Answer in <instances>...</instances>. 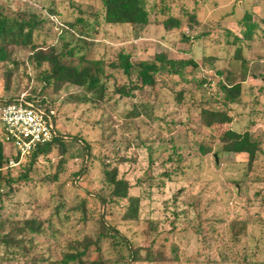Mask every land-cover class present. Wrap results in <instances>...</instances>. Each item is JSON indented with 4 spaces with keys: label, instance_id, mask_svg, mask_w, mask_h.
I'll return each instance as SVG.
<instances>
[{
    "label": "rangeland",
    "instance_id": "obj_1",
    "mask_svg": "<svg viewBox=\"0 0 264 264\" xmlns=\"http://www.w3.org/2000/svg\"><path fill=\"white\" fill-rule=\"evenodd\" d=\"M91 1L94 0H0L6 10L9 9L12 12L33 10L47 18V23L40 28L41 30L35 32V41L43 46L61 45L63 39L73 41L74 45L83 40L74 33L73 35L65 34L62 26L73 21L79 14L72 4L79 3L87 6ZM156 1V4L162 5L161 0ZM242 2L245 6L243 10L254 12L256 20L262 19L264 0H164L163 5L171 3L172 12L177 15L181 13L182 8L188 12L197 13L204 23L200 31L210 30L211 33L218 34L224 26L235 32L239 30L237 22L243 17L244 11L241 12L236 5L237 3L241 5ZM51 10H58L60 14H55ZM86 17L90 22L89 14ZM87 30L90 33L89 27ZM260 33L264 34L263 30ZM96 39L91 51L79 50L78 54L86 53L88 59L113 58L119 48L127 47L132 48L134 60L153 59L155 54L160 52H168L171 58L187 57L185 52L188 50V45L181 42L177 35L168 33L154 23L136 28L131 25L111 26L102 23ZM214 40V45L210 48L204 41L203 44L193 45L192 49L198 55V63H202L203 53H205L220 57L218 66H225L226 59L234 54V48L225 50L223 46L220 47L217 44L216 38ZM92 41L94 40L87 39L89 46ZM259 44L254 50V56L264 54V35ZM27 52L28 50L17 51L14 57L19 62H23L26 60ZM260 61V63L255 61L249 65L247 82L255 86H260L259 74L264 72V61ZM15 66L12 62L0 65V105L14 96L28 94L33 90H36L33 92L45 90L46 84L39 78L40 70L29 63L26 66L21 63L18 66V70L12 77L11 87L7 89L6 71L8 68L15 70ZM201 71H203L202 68ZM206 74L211 78L216 77L215 83L219 80L215 76V71H208ZM214 82L212 89L203 99V106L209 109H221L219 104L206 101L209 96L215 95L218 91ZM83 92L82 89L68 84L59 91L51 86L45 94L47 102L51 101L55 106L56 112H54L59 118L56 124L57 129L67 135L69 145L74 136L93 144L94 158L86 155L88 161L85 165L89 167V172L74 179L73 173L82 168L83 145L81 142H73L69 153L65 155L68 159L64 164V170L67 167L68 170L66 169L65 172L61 170L58 181H52V179L60 170L59 161L62 157L55 151L38 161L31 183L14 184L12 194L5 198V214H17L16 216L20 218L36 216L44 221H53L52 232L57 230L55 234L57 233L60 244L64 246L67 241L81 238L86 233H94L97 229L95 220L90 218L88 221L82 220L77 212L73 213L72 209L85 199L88 200L87 209L93 210L95 217L103 213L108 214L112 210L106 205H101L99 198L92 196L96 195L95 192H102V195L108 196L109 188L105 181L103 161L112 160L114 163L113 157L116 152L122 150L121 155L125 152L130 160L119 165L120 175L129 180L132 188L130 198L118 204L117 209H113L114 216L110 222L114 224L117 221L116 217L126 218L128 221L124 222L123 229L135 234L140 230L138 224L141 225L146 218H150L156 222L161 221L160 230L171 237L178 233L175 240L182 261L179 263L160 261L148 264H264V183L259 181L252 183L248 178H244L248 155L225 153L221 161L219 160L220 165L217 166L212 156L199 158L196 151L199 140L218 139L232 126L240 131L251 129L255 138L264 142V111L253 113L255 117L251 121L248 113L249 100H247L244 105L236 108L238 114L233 125L223 124L208 129L201 124L199 110L188 114V105L178 106L174 96H168L167 101L161 105L153 101L142 103L150 105L149 111L153 117L168 118L171 113H174V142L176 146H181L180 152L186 160L181 164L178 174L168 178L163 175V172L173 167V163L150 161L151 150L158 148L161 141H154L151 133L143 127L149 123L151 126L156 125L155 122L152 123V118H148L149 111L143 108L144 115L134 119L135 124L129 127L127 125L129 122L126 120L134 108L135 101L132 103L122 101L119 108L115 109H109L103 101L98 102L100 105L73 101L74 95ZM3 127L0 121V138ZM127 141L130 145L126 144ZM171 152L172 150L169 149L161 156L167 158ZM5 154L12 157L15 156V151L10 146H6ZM16 170V174H19V170ZM237 182L241 184L240 190L236 188ZM7 190L8 188L5 189ZM61 205L60 210H57ZM175 218L177 230L171 224ZM207 218L216 221L210 220L205 222V225H201V230L206 228V232L193 231L194 226H199L201 221ZM241 221L243 224L235 228L231 225L233 222ZM187 226L190 228L188 231H186ZM172 242H174L173 238L171 243H168L169 249ZM246 252L254 255L244 261ZM172 256L169 253L168 260Z\"/></svg>",
    "mask_w": 264,
    "mask_h": 264
},
{
    "label": "trees",
    "instance_id": "obj_2",
    "mask_svg": "<svg viewBox=\"0 0 264 264\" xmlns=\"http://www.w3.org/2000/svg\"><path fill=\"white\" fill-rule=\"evenodd\" d=\"M161 1V6L156 4V0H94L87 6L79 3L72 4L79 14L75 16V19L73 18V21L63 25L64 29H62L65 34L73 35L74 33L83 40H80L81 44L79 42L74 45L73 41L62 40V37L61 45L53 44L51 46H43L35 41V32L47 23L46 17L33 10H30L31 12L28 10L12 12L9 9L6 10L4 4L0 2V65H7L10 62L16 65L15 70L8 68L6 71V88L10 89L12 77L18 70V66L21 63L25 66L29 63L40 70L39 78L45 82L46 86L43 92L42 90L28 92V99L41 104L47 111H55L53 103L47 102L45 93L51 86L59 91L65 85L70 84L84 91L82 94L74 95L73 101L93 105H100L98 102L103 101L105 106H109V109L119 108L122 101L126 103L135 101L134 108L126 120L130 123V125L127 123L129 127L133 123L135 124L136 119L144 115L143 108L149 111L150 105L142 103L153 101L161 105L167 101L168 96H174L178 106L188 105V114L199 110L201 124L208 129L223 124L233 125L238 114L236 108L244 105L247 100H249L248 113L251 121L255 117H253V113L264 111V72L259 74L260 86L247 82L249 65L255 61L259 63L260 60L264 61V54L254 56L255 48L260 45L259 41L263 40L264 34H261L260 31L264 32V16L262 21L256 20L254 12L243 10L245 7L243 2L241 5L237 3L236 8L241 12L244 11L243 17L237 22L239 29L237 32L225 26L221 27L218 34L211 33L210 30L203 32L200 31V28L204 23L197 13L188 12L182 8L181 13L177 15L172 12L173 5L171 3L163 5L164 0ZM51 12L60 14L58 10H51ZM88 14L90 22L86 17ZM91 21H94V24ZM102 23L111 26L131 25L133 28L145 27L154 23L168 33L177 35L181 42L188 45V50L185 52L187 57L171 58L168 52H160L155 54L153 59L134 60L132 48L127 47L119 48L113 58L88 59L86 53L79 55V50L91 51L97 41L96 35ZM87 27L90 28V33ZM88 38L90 41L94 40L90 42V46L87 43ZM214 38L217 39V44L220 47L223 46V49L234 48V54L228 59L225 57L227 60L225 66H218L220 57L205 53H203L202 63H198V55L192 49L193 45L203 44L204 41L210 48L214 45ZM22 50H28V52L26 60L19 62L14 54ZM208 71H215V76L219 78L216 83L214 82L216 77L207 76L206 72ZM213 82L218 91L215 95L209 96L206 101L219 104L221 109H209L203 106V99L212 89ZM20 95L14 96L2 104L12 102ZM39 97L42 98L39 99ZM165 98L166 100H164ZM55 112L53 117L57 124L59 118ZM147 116L152 118V123L155 122L156 125L151 126L149 123L143 125L144 129L151 133L154 141H161L158 148L151 150L150 161L152 163L154 161L173 163V167H169L163 172L164 176L172 178L178 174L181 164L186 160L180 152L181 146H176L174 142V113H171L168 118H159V116L153 117L149 111ZM74 137L71 138L69 145L67 135L58 132L50 141L39 145L26 155L19 164L12 166L9 164L10 157L5 154L2 134L0 138V264L181 262L182 258L175 240L178 233L174 234L175 232H173L172 237L168 233H164L163 230H160L161 221L156 222L146 218L141 225L138 221L140 230L135 234L123 229L125 228L124 222L128 221L126 218L116 217L117 221L114 224L110 222L114 216L113 209H117L118 204L130 198L132 188L129 180L120 175L119 165L130 160L125 152L121 155L122 150L116 152L113 157L114 163L112 160L103 161V172L109 188L108 196L105 197L102 192H95L96 195L92 196L96 199L99 198L101 205H106L112 210L108 214L103 213L99 217H95L94 211L87 209L88 200L85 199L72 209L73 213L77 212L82 220L88 221L89 218L95 220L97 229L94 233H86L81 238L67 241L64 246L60 244L57 233L55 234L57 230L52 232L53 221H44L36 216L20 218L16 216L17 214L4 213L5 198L12 194L14 184L31 183L38 161L55 151L62 157L59 161L60 170L54 174L52 179V181H58L61 170L63 172L68 170V167L64 170V164L68 159L65 155L69 153L73 142H81L83 145L82 168L73 173L74 179L89 172V167L85 165V162L88 161L86 155L94 158L93 144L87 140H81L78 136ZM126 144L130 145L128 141ZM169 149L172 152L167 158H163L161 155ZM196 151L199 158L202 156L211 158L212 156L217 166L220 165L219 160L221 161V157L225 153H245L248 155V162L244 178H248L252 183L253 181L264 183V142L255 138L251 129L240 131L232 126L225 130L218 139L199 140ZM215 155L218 156V161ZM15 158L19 160V157ZM16 169L19 170V174H16ZM6 188H8L7 191H5ZM236 188L240 190V182H237ZM62 205L57 210H60ZM176 218L171 221L175 230L178 229ZM210 220L216 221L207 218L205 221H201L199 226H194L193 231L206 232V228L201 230V225H205V222ZM242 224L241 221L233 222L231 225L235 228ZM188 230H190L189 226L186 231ZM172 238L174 242L169 249L168 243H171ZM169 253L173 255L170 260H168ZM251 255L254 254L246 252L244 261L249 260Z\"/></svg>",
    "mask_w": 264,
    "mask_h": 264
},
{
    "label": "built area",
    "instance_id": "obj_3",
    "mask_svg": "<svg viewBox=\"0 0 264 264\" xmlns=\"http://www.w3.org/2000/svg\"><path fill=\"white\" fill-rule=\"evenodd\" d=\"M28 94H21L10 103L0 106V121L3 123V142L10 146L15 156L9 164L16 166L26 155L39 145L45 144L58 134L54 121V111L28 99ZM15 157H19L16 160Z\"/></svg>",
    "mask_w": 264,
    "mask_h": 264
},
{
    "label": "water",
    "instance_id": "obj_4",
    "mask_svg": "<svg viewBox=\"0 0 264 264\" xmlns=\"http://www.w3.org/2000/svg\"><path fill=\"white\" fill-rule=\"evenodd\" d=\"M217 161H218V156L216 155Z\"/></svg>",
    "mask_w": 264,
    "mask_h": 264
}]
</instances>
